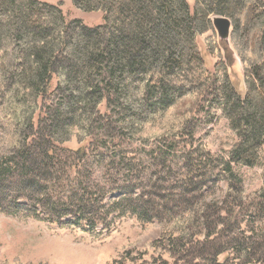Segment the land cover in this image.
<instances>
[{"label": "trees", "instance_id": "obj_1", "mask_svg": "<svg viewBox=\"0 0 264 264\" xmlns=\"http://www.w3.org/2000/svg\"><path fill=\"white\" fill-rule=\"evenodd\" d=\"M72 2L85 13L101 12L104 24L67 22L58 6L40 0H0V210L89 232L109 231L116 216L127 214L145 224L158 220L157 201L146 198L141 180L132 188L126 175L118 174L122 183L110 176L112 166L126 163L119 146L161 122L162 146L152 163L173 165L184 120L212 95L209 106L221 111L236 139L220 167L229 184L224 208L205 193L188 201L185 179L178 196L188 222L202 211L206 221L217 218L215 227L223 220V235L207 225L204 242L191 240V249L173 254V264L210 258L217 264L222 255L220 264H231L232 256L239 264H264V232L245 239L230 231V221L241 222L234 199L245 194L235 167L254 170L264 158V0ZM215 17L233 27L229 45L217 35L212 40L211 53L220 50L219 87L205 78L196 45L215 34ZM235 53L243 65L241 88L229 72ZM74 139L78 148L67 147ZM190 164H182L189 174ZM262 180L254 202L259 216L264 171ZM179 232L173 248L183 240L184 229Z\"/></svg>", "mask_w": 264, "mask_h": 264}, {"label": "rangeland", "instance_id": "obj_2", "mask_svg": "<svg viewBox=\"0 0 264 264\" xmlns=\"http://www.w3.org/2000/svg\"><path fill=\"white\" fill-rule=\"evenodd\" d=\"M40 1L58 6L67 22L81 20L91 28L104 24L101 12L85 13L78 10L72 0ZM216 35L217 32H209L197 38L196 45L202 59L206 61L208 72L205 78L211 85L219 87L220 73L215 70V66L220 62V50L212 53L210 51L214 47L212 40H216ZM231 48L233 49L232 46ZM229 72L234 83L241 88L243 65L236 53ZM211 96L207 98L213 99ZM207 101L200 103L201 106L184 120L183 129L177 134V142L180 145L177 144L178 149L174 156L172 154V157H175L173 165L157 168L156 164L152 163L163 141V135L160 133L161 122H157L154 126L146 128L141 140H128L122 147L119 146L120 150L125 151L124 168L112 166L109 170L112 179L120 183L123 179L118 174L126 175V180H129L132 188L134 180L142 181L146 198L157 201L156 206H159L161 212L158 220L145 224L127 214L116 216L109 231L98 226L96 232H89L81 227L60 229L46 221L30 218L24 212L15 216L0 210V264H173V254L179 253L184 245H187L186 249H191V240L193 243L204 242L207 225L215 227L218 220L211 219L210 216L206 221L203 212L199 211V219L188 222V215L185 216L181 204L182 198L178 196L181 194L179 191L183 183L187 182V186L190 185L187 192L189 196H186L188 201H195L205 193L206 201H219L221 204L218 208L223 209V195L228 193L229 184L220 167L228 159V151L236 141L228 120L220 110L209 106ZM66 146L76 149L79 145L77 139H74ZM188 159L192 161L189 167L191 174L182 166ZM235 170L242 179L245 194L244 199L238 196L234 199L239 215L236 220L241 219V222L230 221V231L232 236L239 238L257 237L264 232V216L256 214L254 209L257 194L263 187L264 158L254 170L237 167ZM183 179L185 181L181 183ZM153 184L156 186L152 187ZM169 199L174 200L170 203ZM168 207H171L173 212H169ZM221 212L223 219L225 214L223 210ZM167 215L171 217L170 220ZM180 217H183V220H180ZM182 229L185 231L183 240L175 243L177 246L173 248L171 242L181 238L179 231ZM213 233L223 235V220L215 227ZM184 255L179 254L178 258H184ZM223 257L222 255L217 259V264L223 263ZM232 260L231 264H239L235 256H232ZM195 264L215 263L210 258Z\"/></svg>", "mask_w": 264, "mask_h": 264}, {"label": "water", "instance_id": "obj_3", "mask_svg": "<svg viewBox=\"0 0 264 264\" xmlns=\"http://www.w3.org/2000/svg\"><path fill=\"white\" fill-rule=\"evenodd\" d=\"M213 26L217 32L219 42L230 44L233 27L230 20L222 17H215L213 19ZM231 48V47H230ZM233 51V49L231 48ZM234 52V51H233Z\"/></svg>", "mask_w": 264, "mask_h": 264}]
</instances>
